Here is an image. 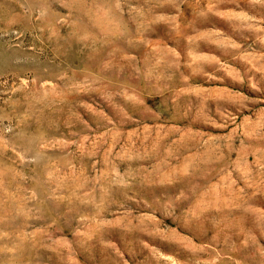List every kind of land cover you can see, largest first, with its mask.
<instances>
[{"label":"rangeland","instance_id":"1","mask_svg":"<svg viewBox=\"0 0 264 264\" xmlns=\"http://www.w3.org/2000/svg\"><path fill=\"white\" fill-rule=\"evenodd\" d=\"M0 264H264V0H0Z\"/></svg>","mask_w":264,"mask_h":264}]
</instances>
